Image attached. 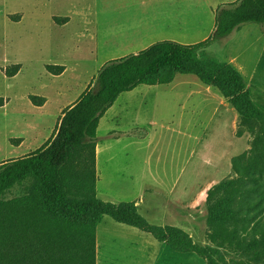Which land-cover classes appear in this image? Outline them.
<instances>
[{
  "label": "crops",
  "instance_id": "0c3cea01",
  "mask_svg": "<svg viewBox=\"0 0 264 264\" xmlns=\"http://www.w3.org/2000/svg\"><path fill=\"white\" fill-rule=\"evenodd\" d=\"M236 1L95 0L81 8L82 17L91 20L80 34L101 37L99 41L106 44L109 53L104 54L106 64L158 42H203L214 32L217 9ZM65 19L59 25L67 28L72 21L70 17ZM243 27L219 43L226 44ZM260 29L256 42L261 43L264 27ZM240 36L238 44L232 42L229 47L240 45ZM241 56L238 52L228 53L225 62L242 74L253 95L264 94L263 85L255 81L259 62L249 69ZM59 66L65 67V74L67 67ZM180 76L169 85L140 86L120 95L101 119L96 145V190L98 199L105 203H133L151 226L175 227L190 235L208 192L226 179L233 158L243 154L244 135L238 134V114L218 90L198 78L178 80ZM94 78L84 92L91 89ZM152 91L156 97L148 106ZM81 95L70 101V106ZM45 106L47 103L42 110ZM58 112L53 133L43 139V145L60 123L63 111ZM41 126L37 124L36 135L42 139ZM173 254L179 253L150 233L110 217H104L97 226L96 264H180Z\"/></svg>",
  "mask_w": 264,
  "mask_h": 264
},
{
  "label": "trees",
  "instance_id": "16d2710c",
  "mask_svg": "<svg viewBox=\"0 0 264 264\" xmlns=\"http://www.w3.org/2000/svg\"><path fill=\"white\" fill-rule=\"evenodd\" d=\"M54 20L60 24V20L67 19ZM249 24L264 27V0H238L219 7L214 32L203 42H158L137 54L106 63L91 89L63 111L48 142L25 157L0 164V264H96V229L104 217L150 233L174 252L195 254L207 264H231L220 249L233 242L234 234L229 237L228 233L230 225L242 223L247 228L256 219V215L242 210L243 206L256 209L264 202L263 174L253 176L254 184L244 188L245 194L260 196L258 202L250 196L236 201L237 180L223 181L209 191L207 222L217 247H204L179 228L151 226L133 203L114 205L98 199L97 131L120 95L140 86L169 85L178 75H193L220 92L238 114L241 125L255 123L252 130L260 127L264 136V105L254 100L252 89L234 66L206 52ZM46 68L57 76L65 71L63 66ZM19 71L16 65L6 74L14 77ZM31 100L36 106L45 103L44 98L36 96ZM241 131L239 135H243ZM17 188L19 195L10 198ZM220 193L224 197L212 201ZM241 214L244 219H240ZM257 230L259 239L254 243L259 247L247 256L253 262L264 257V227Z\"/></svg>",
  "mask_w": 264,
  "mask_h": 264
},
{
  "label": "rangeland",
  "instance_id": "374dc122",
  "mask_svg": "<svg viewBox=\"0 0 264 264\" xmlns=\"http://www.w3.org/2000/svg\"><path fill=\"white\" fill-rule=\"evenodd\" d=\"M94 3L95 0H0V164L26 156L27 152L32 153L43 146V139L53 133L57 111L62 113L69 107L70 101L84 92L85 86L105 65L104 54L109 53L106 44L99 41L101 37L90 38L84 32L80 34L91 20L82 17L81 8L83 4L90 6ZM55 17H70L72 22L64 28L55 22ZM260 28L262 26L257 24L246 25L232 40L226 44L216 42L206 52L209 57L221 62H225L226 54L238 52L242 54L241 61L246 62L249 69L259 62L255 81L264 87V38H261V43L256 42ZM239 36L240 45L235 49L229 47L232 42L238 44ZM16 65L20 66V71L16 76L9 77L6 70ZM48 65H64L67 72L61 76L50 74L46 68ZM178 78L197 77L182 75ZM153 92L148 97V101H152L148 102V106L153 104L156 97ZM186 92L184 90V94ZM32 96L44 98L47 106L42 110V106L34 105ZM254 100L264 105V94L255 92ZM38 123L44 127L42 139L36 135ZM254 126L255 123L241 125L240 121L238 132L243 131L244 152L233 158L226 179L220 181L240 182L234 190L238 203L249 196L256 200L254 202L260 200V196L253 192H244L245 187L254 184L251 179L253 176L264 175V136L260 127L256 126L252 130ZM23 142L24 146L18 149ZM19 192L17 188L9 197H15ZM222 197L223 193L217 194L212 201ZM243 208V212L256 215V219L247 228L242 223L230 225L228 233L229 237H232L231 233L234 234L233 242L220 250L231 264H264V257L259 262L247 258L253 254L251 250L254 247H259L254 241L259 239L258 227H264V202L258 208L254 207L256 209ZM239 217L244 219L245 215ZM207 221L206 200L201 214L192 223L190 236L198 245L217 247L213 239L214 232ZM173 259H178L180 264H207L204 259L189 253L173 254Z\"/></svg>",
  "mask_w": 264,
  "mask_h": 264
}]
</instances>
